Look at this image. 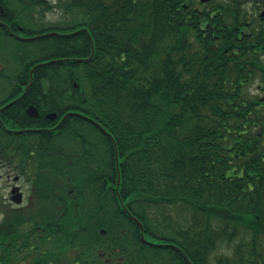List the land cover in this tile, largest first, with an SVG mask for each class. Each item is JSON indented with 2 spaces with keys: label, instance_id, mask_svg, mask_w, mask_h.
<instances>
[{
  "label": "trees",
  "instance_id": "1",
  "mask_svg": "<svg viewBox=\"0 0 264 264\" xmlns=\"http://www.w3.org/2000/svg\"><path fill=\"white\" fill-rule=\"evenodd\" d=\"M217 3L0 0V168L62 206L74 264H264V28Z\"/></svg>",
  "mask_w": 264,
  "mask_h": 264
},
{
  "label": "flooded vegetation",
  "instance_id": "2",
  "mask_svg": "<svg viewBox=\"0 0 264 264\" xmlns=\"http://www.w3.org/2000/svg\"><path fill=\"white\" fill-rule=\"evenodd\" d=\"M225 1L228 4L224 8L228 10L239 8L241 14L247 19L245 29L240 31V35L252 34V29L259 31L260 27L264 28V0H177V2L191 14L199 15H217L223 8L221 3ZM233 2L239 3V6ZM220 6V7H218ZM231 15V13L229 14ZM252 25V28H250ZM216 39V38H215ZM11 177V174H8ZM13 180L19 181L20 177L12 175ZM29 184V183H28ZM27 184V185H28ZM17 184L11 185V195L6 200L7 214L17 211L20 214V228L18 230V250L10 251L7 258L9 264H74V253L71 249V232H68V215L60 214L57 217L52 213L55 209H62V206L53 207L41 205L39 197H32L29 190L28 201L24 197L23 186L18 185L23 192L22 202L15 204L12 199L19 190L14 191ZM30 186V184H29ZM29 189H32L30 186ZM53 201V199H50ZM38 203L41 205L39 206ZM10 215V213H9ZM5 233L9 231L5 230ZM103 232V230H100ZM14 239H7V244L14 242ZM102 249H96L102 253ZM76 264H83L76 261ZM92 264V263H85Z\"/></svg>",
  "mask_w": 264,
  "mask_h": 264
},
{
  "label": "rangeland",
  "instance_id": "3",
  "mask_svg": "<svg viewBox=\"0 0 264 264\" xmlns=\"http://www.w3.org/2000/svg\"><path fill=\"white\" fill-rule=\"evenodd\" d=\"M56 1V0H53ZM48 19H52V20H56V19H60L63 17V13L62 10H60V8H55L52 10H48ZM254 94H262L261 90H258L257 88H255V85L252 89ZM7 169L5 168H0V201L6 199L9 200L8 198L11 195V185H13L14 183L17 185H21L23 186L22 191L24 190L25 195L24 197H26L27 201H28V195H29V186L26 183L25 179H19L18 182H15L11 177H9L8 173L6 172ZM5 213L3 211L0 210V222L2 220V218H4Z\"/></svg>",
  "mask_w": 264,
  "mask_h": 264
},
{
  "label": "water",
  "instance_id": "4",
  "mask_svg": "<svg viewBox=\"0 0 264 264\" xmlns=\"http://www.w3.org/2000/svg\"><path fill=\"white\" fill-rule=\"evenodd\" d=\"M0 13H1V14L5 13L4 8H3L1 5H0ZM1 23H2V22H1ZM9 104H11V103H9ZM7 105H8V104H7ZM28 111H29L30 114L33 115V116H38V115H39V112H38L37 108L34 107V106H30V108L28 109ZM47 117L50 118V119H56V118H57V114H56L55 112H51V113L47 114ZM64 117H65V116H64ZM101 128H102V127H101ZM102 130H103L104 132H107L104 128H102ZM120 181H121V175H120V172H119V176H118V185L120 184ZM18 189H19V188L16 187V188L14 189V191H16V190H18ZM13 199H14L15 201H17V202H21V201H22V193H18L16 196L13 197ZM133 217L138 221V223H139V225H140V227H141V229H142V236H143V229H144V226H143L142 222H141L140 220H138L135 216H133Z\"/></svg>",
  "mask_w": 264,
  "mask_h": 264
}]
</instances>
